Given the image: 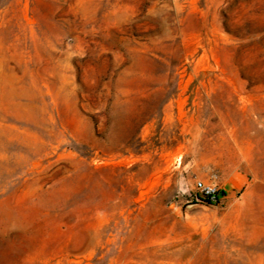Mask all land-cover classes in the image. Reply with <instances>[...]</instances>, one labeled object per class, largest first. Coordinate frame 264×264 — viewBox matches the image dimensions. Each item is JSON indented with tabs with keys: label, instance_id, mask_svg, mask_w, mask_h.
I'll use <instances>...</instances> for the list:
<instances>
[{
	"label": "rangeland",
	"instance_id": "obj_1",
	"mask_svg": "<svg viewBox=\"0 0 264 264\" xmlns=\"http://www.w3.org/2000/svg\"><path fill=\"white\" fill-rule=\"evenodd\" d=\"M0 264H264V0H0Z\"/></svg>",
	"mask_w": 264,
	"mask_h": 264
},
{
	"label": "built area",
	"instance_id": "obj_2",
	"mask_svg": "<svg viewBox=\"0 0 264 264\" xmlns=\"http://www.w3.org/2000/svg\"><path fill=\"white\" fill-rule=\"evenodd\" d=\"M197 186L201 189L205 196L212 200H216V197L218 196V189L214 185L199 180L197 182Z\"/></svg>",
	"mask_w": 264,
	"mask_h": 264
}]
</instances>
